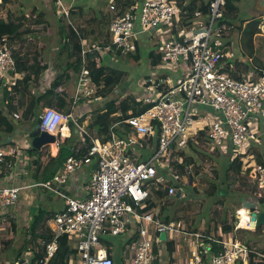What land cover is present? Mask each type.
<instances>
[{
	"label": "built area",
	"instance_id": "2783aa9c",
	"mask_svg": "<svg viewBox=\"0 0 264 264\" xmlns=\"http://www.w3.org/2000/svg\"><path fill=\"white\" fill-rule=\"evenodd\" d=\"M55 5L60 16L69 17L70 11L62 0H55ZM226 5V0H208L205 14L201 11L189 14L182 13L175 0H136L110 22L108 43L103 48H94L99 54H133L137 51L135 39L138 36L168 35L158 49L160 64L148 72L142 83L147 93L142 104L151 107L138 115L130 112L123 120L138 140L113 134L106 142L92 139L86 153L76 151L75 154L72 150L74 154L67 157L63 169L51 180H30L20 187L0 186V213L16 206L22 189L42 188L62 199L64 208L47 222L51 241L44 247L43 264L57 252L62 236H67L76 246L79 257L73 264H114L100 239L125 235L127 241H131L129 264H153L155 248L162 243H173L168 233L181 234L190 245L186 261L172 264H250L251 255L264 261L263 255L239 240L240 231L256 228L255 221H251L252 213L259 212L256 208L235 209L230 221L232 231L222 242L189 232L182 222H163L152 211H144L148 186L172 198L178 195L184 179L190 182L191 173L186 167L182 169L184 161L179 154L200 134L206 136L215 151H230L232 159L241 157L244 168L249 171L250 184H256L252 193L257 199L255 204L264 196L261 195L264 166L256 162L252 152L254 145L264 141V70L255 81H251L252 75L233 79L224 71L231 41ZM181 18L187 21L186 25L181 24ZM81 46V66L76 74L72 106L83 100L100 101L85 58L89 46L84 42ZM12 49L8 36H0V90L5 86L10 91L5 105L10 97H20V87L27 81V73L16 66ZM54 75V71L46 72L41 81L42 90L49 87ZM56 90L61 91V88ZM193 107L194 110L196 107L208 109L216 119L211 118L202 128L196 127ZM50 113L62 118L51 131L46 123ZM116 115L124 118L121 112ZM69 122L76 131L87 135L73 113H62L51 107L42 109L38 126L40 132L54 135L55 145H58L59 138L66 137L63 130L68 131ZM151 140L153 148L147 160H134L127 152L134 145L143 148ZM24 153L15 145L1 148L0 173L6 169L15 179L18 173L25 178L29 159H23ZM92 157L96 158L97 168L84 186L85 193L68 196L62 192L60 187L71 183L73 176L87 166ZM173 164L179 170L174 169ZM242 220L244 227L239 226ZM161 233L165 234V241L160 239ZM210 242L220 245L218 253L212 252Z\"/></svg>",
	"mask_w": 264,
	"mask_h": 264
},
{
	"label": "trees",
	"instance_id": "16d2710c",
	"mask_svg": "<svg viewBox=\"0 0 264 264\" xmlns=\"http://www.w3.org/2000/svg\"><path fill=\"white\" fill-rule=\"evenodd\" d=\"M136 0H114V8L116 13L113 15L108 13H99L94 15H89V19H85L82 7L80 5H75L74 10L72 9L69 13V17L65 18L58 14L57 21L60 23L58 27V39L59 43L56 50H53V57L49 61H41L42 53L35 54L29 57L28 54L23 53L22 55L13 54L15 63L18 69L27 73V81L30 84H35L34 82H39L41 86V80L44 77L43 73L46 70L54 71V79L49 84V87L45 90L34 94L31 96L24 95L22 101L18 100V97L12 96L9 98L8 105H5V100H7V93L10 91L5 89V86H1L0 90V132H3V127L7 126L12 128L11 121L17 120L20 123L25 121L35 120L36 123L39 122L36 111L43 109L45 107L57 108L59 111L63 110L66 105V89L70 81L75 78L76 74L80 70L81 66V42L86 43L89 46V50L86 52L87 67L90 71L91 79L96 86V94L102 99L101 104L97 103V106L91 109L90 112L86 113L83 117L77 119V124L86 132L87 135L81 134L82 136V149H79V153H86L91 146L92 139H100L106 142L111 139V135H115L118 138L126 137L129 133V127L123 123L125 117L129 116V111L132 115H138L143 113L145 110L151 107V105H143L142 101H128L123 102L118 99H112L109 97V90L118 86L124 80V75L126 72L118 70L116 67L110 65L103 66L101 64L102 56L108 54L109 57L114 56V52L109 53H97L94 51L95 47L103 48L108 43L110 34L108 31L110 22L117 16L122 14L126 8H128ZM226 9L229 13V9H233L234 0H226ZM8 0H0V36L7 35L9 42L11 44H20L22 40L26 37L29 40L35 41L40 50L44 49L46 41L49 39L50 42V27L47 26V16L42 11L33 10L31 13L26 14L24 11L20 10L17 14L15 11L7 7ZM180 11L193 13L195 11H201L206 13V5L208 0H175ZM55 0H52V9H55ZM236 9V7H235ZM234 10V9H233ZM236 11V10H235ZM56 14V9L55 12ZM95 13V12H94ZM94 15V16H93ZM60 17V18H59ZM70 17L74 19L77 18L76 24L77 28L72 25ZM182 25H186L187 21L181 18ZM66 23V24H63ZM229 26L233 23L231 20L227 21ZM262 18H253L251 20H246L241 22L239 25L240 34L244 43L245 48L248 50L249 59L254 55V50L252 47V42L254 37L259 34V26L262 24ZM244 25V26H243ZM32 27L35 31H32ZM45 37V39H44ZM44 39V40H43ZM47 43V44H48ZM54 44V43H53ZM22 47V46H20ZM132 55V54H128ZM135 61L139 60L138 53L132 55ZM30 61V63H29ZM161 54L158 51H150L148 58L149 69L152 70L160 64ZM52 69V70H51ZM231 78L241 79L245 78L247 75H243L237 68L232 69V67H226L224 70ZM261 69H253V76L251 81H255L257 76H260ZM32 80V81H31ZM60 86L61 91H57V87ZM27 96V97H26ZM26 97V98H25ZM129 100V99H128ZM21 105V106H20ZM68 112V111H65ZM121 112L124 118L118 117L116 114ZM89 115L87 122H84L86 116ZM16 121V122H17ZM114 130V127H116ZM68 128L74 133L76 130L72 122L68 123ZM39 126H36L34 131L28 135V140L37 135H39ZM127 133V134H126ZM71 136L69 138L61 137L59 138L58 153L55 157H50L48 153V148L44 147L40 150H35L29 146L27 149H22L27 158L29 159L28 168L32 170L35 168V174H31V179L35 182L48 181L51 179L58 171L62 170L67 157L72 154L71 147L72 142ZM206 141L207 138L205 139ZM7 144H0V149L7 147ZM218 151V150H217ZM252 152L255 155L256 162L264 166V141L260 145H254ZM45 157L46 164L42 165L41 160ZM225 157L227 158L222 168V175L220 177V184L228 188V176L231 173L234 176L233 182H242V186L245 189L252 187L249 193H245L241 200L233 201L231 204L236 205L234 209H231V215L235 209L241 206L242 200L248 196H252V193L256 189V184L251 185L249 182V171L244 168L241 157L237 156L234 159L231 158V153L226 152ZM7 162L9 159H6ZM96 167V165H95ZM39 171V175L37 172ZM192 178L190 182H187L186 186H191L192 193L195 190L192 186ZM180 189V188H179ZM229 189V188H228ZM148 198L147 207L144 211H152L155 217L160 218L163 222H183L190 232H198L197 224L189 227L187 222L181 218H171L169 213L163 208L160 214L155 213V202L158 200V194L153 186H148ZM45 191V190H44ZM210 196H217V202L223 203L227 196H233L231 191L227 193L219 188L217 183H213L210 187ZM184 196L186 194L179 190L178 195L174 197L167 198V200L184 201ZM188 198L190 195L187 196ZM259 204L264 205V196L258 199ZM54 212L46 211L40 208L36 213L30 215L29 224L20 233V243L17 248H15V261L18 263L21 260H26V264H43L44 258V247L51 241V235L47 227V222L50 218L54 216ZM233 216V215H232ZM8 218V217H7ZM215 218L217 223L214 228L213 235H208L207 231L202 234L206 237L216 240L217 242H222L226 238V235L232 231V226L227 222V216L224 213L215 212ZM200 220V219H199ZM9 223V229L11 230V235L14 236L17 232V223L14 220H7L5 223ZM186 229V230H187ZM16 238V236H15ZM17 239V238H16ZM100 241L103 245L108 247L107 250H112L111 242L105 238H101ZM128 240L125 245L122 246L123 255L121 260L123 264L128 260L129 255V244ZM208 243V240L205 239ZM217 242H210L211 250L213 253H218L220 251V245ZM172 245V243H170ZM170 245V246H171ZM168 252L172 253L173 248L167 247ZM118 251V249L116 250ZM261 254H264L263 252ZM156 260L153 264L158 261V250L155 248ZM78 252L73 241H71L67 236H62L58 240L57 252L49 259L47 264H73L78 260ZM250 264H264L263 260H259L255 255L250 256Z\"/></svg>",
	"mask_w": 264,
	"mask_h": 264
},
{
	"label": "rangeland",
	"instance_id": "374dc122",
	"mask_svg": "<svg viewBox=\"0 0 264 264\" xmlns=\"http://www.w3.org/2000/svg\"><path fill=\"white\" fill-rule=\"evenodd\" d=\"M75 2V5H80L82 7L84 17L85 19H89V15L97 16L99 13H108L114 16L116 13V9L114 8V0H73ZM56 9H52V0H8L7 7H9L11 10L15 11L17 14L18 11L22 10L26 14L31 13L33 10L35 11H42L44 14H46L47 18V26L50 27V35L51 39L48 43L49 39L46 41V45H44V49L40 50V47L37 46L35 41L28 40L27 37L25 40H22L20 44L13 43L12 44V52L13 54L22 55L23 53L28 54L29 57L34 56L35 54L42 53L43 58H47L48 55L52 54V48L53 50H56V47L59 43L58 39V27L59 22L58 19V8L54 4ZM65 8L69 9V11L72 9L73 5L68 4L64 5ZM234 6L233 9H229V14L231 21L233 25L231 26V29L229 30V37L231 39L230 41V47H228L229 52L228 56L226 57L225 63V70L226 67H232V69L237 68L240 70V72L243 75H247L249 78V75L253 74V69H261L264 70V25L261 27V24L259 26V34L254 37L252 42V47L254 50V55L249 59L248 56V50L245 48L240 30L239 25L241 22H244L246 20H251L253 18H262L264 24V15L258 14L256 11H251L254 8V2H250L249 0H234ZM113 7V9H111ZM236 10V11H235ZM95 12V13H94ZM251 12V13H249ZM93 15V16H94ZM60 18V17H59ZM70 21L73 26L77 28L76 20L77 18L70 17ZM59 23V24H58ZM66 24V23H63ZM244 26V25H243ZM32 31H35V28L32 27ZM160 31H162V28H160ZM168 35L166 34H151L146 33L142 34L141 36H138L135 39L136 47H137V53L139 56V60L135 61L132 55H125L120 53H115L113 57H109L108 54H105L102 56L101 64L103 66L110 65L116 67L118 70L126 72L124 75V80L121 84L118 86L112 88L109 90L110 97L112 99H118L119 101L123 102H130V101H140L144 98V96L147 95V93L144 91V88H142V83L148 74V70L150 72L149 66H148V58L150 51H158L159 46H161L162 41L167 38ZM45 39V37H44ZM43 39V40H44ZM52 41H55L56 44H51ZM48 43V44H47ZM22 46V47H20ZM159 52V51H158ZM48 59V58H47ZM260 76H257V78ZM37 85V82H34ZM28 86H26V82L20 87L19 93L21 91L27 92ZM121 97H124L121 99ZM129 99V100H128ZM128 102V103H129ZM89 105L93 108L97 106L96 102H90L88 101ZM196 110H194V107L191 109L193 114L195 115V123L196 127L202 128L204 124L210 122V119H216L212 113L202 107H196ZM41 110V109H39ZM39 114V112L37 113ZM17 121V120H16ZM15 120L11 121V125H17ZM16 126V127H17ZM29 126H37L35 120H31ZM5 129L11 131V128H8L5 126ZM206 136L204 134H200L198 137L194 138L189 142L188 147L185 151L181 152L179 155L182 156V159L184 163L182 164L183 168H188L191 173L192 178V186L195 190V193H192V187L186 186L187 182L184 179L181 186V192L186 194L187 196L190 195L188 198L187 196H184V201H175L173 200H167L165 195L162 192H159L156 190V193L158 194V200L155 202V213L160 214L162 208L168 212L170 210L169 215L171 218H181L184 221L187 222L188 226L190 227L192 225L197 224V230L198 232L203 233L204 231H207L209 233H212V228L217 223V219L215 218V212L218 213H226L227 216V222L230 223L232 219L231 215V209H234L236 205L231 204L234 200L238 201L241 200V196L245 193H249V190H251V186L248 189H245L244 186H242V182H233L234 176L229 174L228 183L226 186H223V184H220V177L222 175V168L224 167L225 160L227 159L225 157L226 152H219L215 151L214 147L210 144V142L206 141ZM222 151V150H220ZM227 151V150H226ZM148 159V156H147ZM146 159V160H147ZM13 161V159H12ZM156 165V164H155ZM157 166V165H156ZM174 169L179 170L174 164L172 166ZM158 168V166H157ZM179 174L181 176L184 175L182 171H179ZM90 175L87 177V179L84 181L86 184H88ZM213 183H217L219 185V188L224 190L226 193L227 191H231L233 196H227L228 198L225 199L223 203H219L217 201V196L213 197L210 196V187ZM31 189V188H30ZM33 190L44 191L42 188H32ZM19 197L21 200H23V193L25 192H19ZM49 195L51 197H55L52 192H47L46 196ZM261 195H264V189L261 191ZM253 198V197H252ZM56 199V197H55ZM254 199V198H253ZM257 200V199H255ZM18 202V201H17ZM47 203H45L46 205ZM242 204V203H241ZM40 207L39 205H29L28 211L31 215L32 213H36L40 208L51 211V207L46 206ZM261 210L264 212V205L259 204ZM15 206L12 207L14 209ZM200 219V220H199ZM183 223V222H182ZM184 225V224H183ZM187 226V225H186ZM264 227V226H263ZM186 229V227H185ZM246 237L244 238L245 242H256L259 245H264V228L262 231H258L256 234L253 235V232H245ZM182 237L179 233H168V238L172 239L173 244H175L176 249H178V246L180 247L183 243L180 242V238ZM183 238V237H182ZM106 240L110 241L112 246V251H116L120 245H125L127 242L126 236H116V237H105ZM185 243V251L189 253L190 245L189 241H184ZM178 244V245H177ZM19 243L17 244V246ZM188 245V246H187ZM189 247V248H188ZM16 248V247H15ZM14 251L12 250L9 252V255H6V258L8 261H10V256H12ZM12 254V255H10ZM9 257V259H8ZM7 261V262H8ZM5 261L2 257H0V264H4ZM8 264H17V263H9Z\"/></svg>",
	"mask_w": 264,
	"mask_h": 264
},
{
	"label": "crops",
	"instance_id": "0c3cea01",
	"mask_svg": "<svg viewBox=\"0 0 264 264\" xmlns=\"http://www.w3.org/2000/svg\"><path fill=\"white\" fill-rule=\"evenodd\" d=\"M249 1L254 2V8L251 11H256L258 14L264 15V5H261L259 3L260 0H249ZM62 2L64 5L72 4L73 5L72 9L74 10L75 6H74L73 2H75V1H73V0H62ZM71 10H70V12H71ZM249 13H251V12H249ZM230 20H231V18H230ZM53 43L56 44L55 41L51 42V44H53ZM51 52H52L51 57H53V53H54L53 48H52ZM51 57H50V55H48V57H47L48 59H47L46 57L43 58V55H41V61H43V60H44V62L49 61V59ZM29 63H30V61H29ZM48 70H46L45 73H43V76L46 74V72ZM148 72H149V70H148ZM76 81H77V79L75 76V78L73 77V79L67 85L66 105H65L63 110H60V112H62V113H73V116L77 121L78 118H81L86 113L90 112L91 109H93V107H91L88 103V101H90V100H83L81 102H78V104H76L75 106H72V98L74 95ZM26 86H28L27 87L28 91L27 92H25L24 90L21 91L20 97H18L19 101H22L24 99L23 97L25 94L27 96H31V95L38 94L39 92L43 91L42 87L39 85V82L37 85H33V84H30V81L28 80V81H26ZM58 87H60V86H58ZM108 98H112V97H110V94H109ZM122 98H124V97H121V99ZM101 101H102V99H100V101L96 102V104L97 103L101 104ZM58 108L59 107L54 108V109L59 111ZM41 111H42V109L36 111V115L38 116V119H39V116L41 114ZM65 111H68V112H65ZM38 112H39V114H37ZM129 113H130V111H129ZM88 119H89V115L86 116V118L84 119V122H87ZM16 124H18V126L16 125L17 126L16 127L15 125H12L13 129H11V131L5 129V126L2 128L3 132H0V144H7L9 146L15 145V146H18L20 149H27L30 146V141L28 140V135L34 131L36 126H33V127L29 126V124H30L29 121H27V122L25 121L24 123H20L17 121ZM36 124L38 126V123H36ZM65 132L63 130V133L65 134L66 138H69L71 136V138H72L71 140H73L71 151L74 150V153L76 154V151H79V149H82V144H81L83 141L82 136H81V134H79L80 133L79 131H75L74 133H72L69 128H68V131H65ZM126 137H129L132 140L137 139V137L131 131H129V133L126 135ZM146 144H147V146H146ZM144 147L140 148V147L134 145L133 147L129 148L127 150V152L129 153V155L134 160H140V161L145 160V159H147V156L149 157L150 152L152 151L153 141L151 140L150 142L145 143ZM47 148H48V153H49L50 157H55L57 155L58 145L54 144V145H51L50 147H47ZM74 153L72 151V154H74ZM72 154H70V155H72ZM24 156L25 155H23V159L27 160V155L25 157ZM46 159L47 158H45V157L42 158V160H41L42 165L46 164V162H47ZM96 162H97L96 158L92 157L90 163L87 164V166L83 167L81 170H79L75 176H73L74 179H72V182L67 183L64 186H61L60 190L62 192H64L65 194H67L68 196H74L75 193L77 194L76 196L84 194L85 193L84 186L87 185L86 182H84V181L87 179V177L89 175H90V177H89V180H90L92 174L95 172V170L97 168ZM23 165H24V163H23ZM95 165H96V167H95ZM59 172L60 171H58L57 173H59ZM31 174H35L34 166L32 167V170L29 169V172L25 178L22 177L18 173V177L16 179L14 178V176L8 174L6 169H3L2 172L0 173V186H19V187L24 186L28 182H30V180H32ZM37 174L39 175V171L37 172ZM51 179H49V180H51ZM71 184H73V185H71ZM20 192H25V193H23V200H21L19 197V200H18L14 209H11L6 213H0V257H2L3 260L5 261L4 264H8V262L14 263V261H15V258H16L15 257V250H16L15 247L17 248L18 247L17 244L20 243V233L22 230H24V228L29 224V221H30V214H29V211L27 209L29 205H39L40 207H42L45 205V203H47L45 206L49 207V205H50L51 212H54V213H57L64 208V203H63L62 199L60 197H58L56 194L53 193V195L56 197V199H55V197H51L49 195L46 196L47 192H49V191H40L39 192L38 190H33L31 188V189H22V190H20ZM252 197L253 196H248V197L244 198L242 200L241 207H244V206L249 207L250 205H254L257 202V200H255L254 197H253L254 198L253 199ZM258 207H259L258 208L259 212L262 211L259 203H258ZM6 219L7 220H14L17 223V232H16V234H14V236L11 235V230L9 229V223L10 222L5 223ZM183 224H184V226H186L185 223H183ZM263 226H261L259 228H255L251 231H240L239 232V240H241L244 244L248 245V247L252 248L255 251V253H260V254L262 252L264 253V245H259L258 243L252 242V241L245 242L244 238L246 237V234L244 235V233L245 232H253V235H254L258 231H262L264 228ZM187 231L190 232V230H188V229H187ZM212 231H213L212 233L207 232L208 235H213L214 228H212ZM198 233H201V232H198ZM15 236L17 239L15 238ZM125 236H126V238L128 237L127 235H125ZM182 240H183V238L181 237L180 242H182ZM182 243L183 244L180 247L178 246V249H176L175 244H173V243H172V245L170 243L160 244L159 247L157 248V250H158V261L156 264H172L174 262L186 261L187 255L189 253H187L185 251L186 245H185L184 241ZM101 244H102V242H101ZM168 246L173 248L172 253L168 252V249H167ZM102 247H103L105 253L113 260L114 264H123V261L120 258L123 255V250H122L121 245L119 246L118 251L110 250V252H109V250H107L108 247L106 248L105 245L102 244ZM12 250L14 251V253H13V255L10 254L12 256H10L11 257L10 261H8L6 258V255H9V252H11ZM189 250H190V248H189ZM261 255L264 256V254H261ZM8 259H9V257H8ZM125 264H129V255H128V260L125 262Z\"/></svg>",
	"mask_w": 264,
	"mask_h": 264
},
{
	"label": "water",
	"instance_id": "95a60500",
	"mask_svg": "<svg viewBox=\"0 0 264 264\" xmlns=\"http://www.w3.org/2000/svg\"><path fill=\"white\" fill-rule=\"evenodd\" d=\"M259 3L261 5H264V0H260ZM54 144H56L55 136L49 134L46 131H41L39 133V135L33 137L30 141L31 148H33L35 150H40L43 147H50L51 145H54ZM249 208L250 209L257 208L258 209L259 207L257 204H254V205H250ZM251 221H255L256 228L263 226L264 225V212H262V211H260L258 213L253 212L252 217H251ZM159 237L162 241L166 240L164 233H161ZM17 264H26V262H25V260H21Z\"/></svg>",
	"mask_w": 264,
	"mask_h": 264
},
{
	"label": "clouds",
	"instance_id": "9594fccd",
	"mask_svg": "<svg viewBox=\"0 0 264 264\" xmlns=\"http://www.w3.org/2000/svg\"><path fill=\"white\" fill-rule=\"evenodd\" d=\"M53 117H55V119H53ZM62 118L58 115H56L55 113H50V115L48 116V121L46 122L48 124V130L51 131L52 128L55 126V123L57 121H60Z\"/></svg>",
	"mask_w": 264,
	"mask_h": 264
},
{
	"label": "bare ground",
	"instance_id": "6f19581e",
	"mask_svg": "<svg viewBox=\"0 0 264 264\" xmlns=\"http://www.w3.org/2000/svg\"><path fill=\"white\" fill-rule=\"evenodd\" d=\"M66 131V129H64V132ZM66 133V132H65ZM244 221L242 220L241 223L239 224L240 227H244Z\"/></svg>",
	"mask_w": 264,
	"mask_h": 264
}]
</instances>
